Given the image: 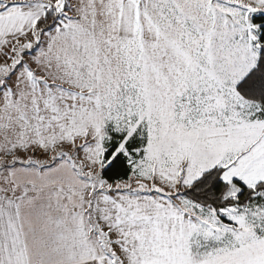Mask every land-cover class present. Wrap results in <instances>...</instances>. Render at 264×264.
<instances>
[{"label": "snow or ice", "instance_id": "obj_1", "mask_svg": "<svg viewBox=\"0 0 264 264\" xmlns=\"http://www.w3.org/2000/svg\"><path fill=\"white\" fill-rule=\"evenodd\" d=\"M0 264H264V0H0Z\"/></svg>", "mask_w": 264, "mask_h": 264}]
</instances>
